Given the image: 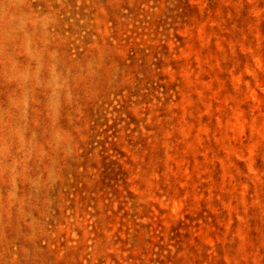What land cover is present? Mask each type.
Wrapping results in <instances>:
<instances>
[{
	"label": "rangeland",
	"instance_id": "374dc122",
	"mask_svg": "<svg viewBox=\"0 0 264 264\" xmlns=\"http://www.w3.org/2000/svg\"><path fill=\"white\" fill-rule=\"evenodd\" d=\"M0 264H264V0H0Z\"/></svg>",
	"mask_w": 264,
	"mask_h": 264
}]
</instances>
